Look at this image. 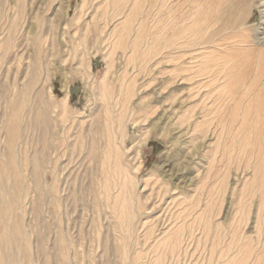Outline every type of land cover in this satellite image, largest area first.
Returning <instances> with one entry per match:
<instances>
[{
  "label": "rangeland",
  "instance_id": "rangeland-1",
  "mask_svg": "<svg viewBox=\"0 0 264 264\" xmlns=\"http://www.w3.org/2000/svg\"><path fill=\"white\" fill-rule=\"evenodd\" d=\"M0 264H264V0H0Z\"/></svg>",
  "mask_w": 264,
  "mask_h": 264
}]
</instances>
